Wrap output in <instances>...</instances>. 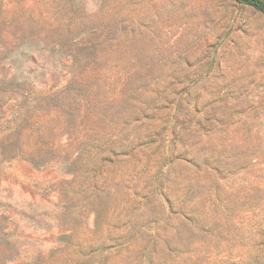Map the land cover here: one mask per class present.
<instances>
[{"label": "rangeland", "instance_id": "obj_1", "mask_svg": "<svg viewBox=\"0 0 264 264\" xmlns=\"http://www.w3.org/2000/svg\"><path fill=\"white\" fill-rule=\"evenodd\" d=\"M0 264H264V14L0 0Z\"/></svg>", "mask_w": 264, "mask_h": 264}, {"label": "trees", "instance_id": "obj_2", "mask_svg": "<svg viewBox=\"0 0 264 264\" xmlns=\"http://www.w3.org/2000/svg\"><path fill=\"white\" fill-rule=\"evenodd\" d=\"M239 3L249 5L255 10L264 14V0H235Z\"/></svg>", "mask_w": 264, "mask_h": 264}]
</instances>
